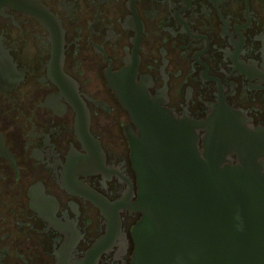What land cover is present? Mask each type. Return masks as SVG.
Instances as JSON below:
<instances>
[{"label": "flooded vegetation", "instance_id": "obj_1", "mask_svg": "<svg viewBox=\"0 0 264 264\" xmlns=\"http://www.w3.org/2000/svg\"><path fill=\"white\" fill-rule=\"evenodd\" d=\"M120 75L200 152L263 147L264 0H0V264H134Z\"/></svg>", "mask_w": 264, "mask_h": 264}, {"label": "water", "instance_id": "obj_2", "mask_svg": "<svg viewBox=\"0 0 264 264\" xmlns=\"http://www.w3.org/2000/svg\"><path fill=\"white\" fill-rule=\"evenodd\" d=\"M111 87L139 128L128 134L143 214L134 264H264V146L216 130L202 153L196 134L128 75Z\"/></svg>", "mask_w": 264, "mask_h": 264}]
</instances>
